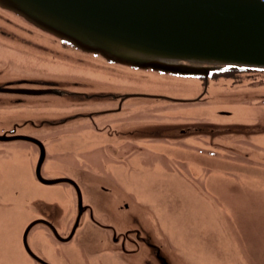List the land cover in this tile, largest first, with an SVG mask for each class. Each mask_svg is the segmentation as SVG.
Returning a JSON list of instances; mask_svg holds the SVG:
<instances>
[{"label": "rangeland", "instance_id": "obj_1", "mask_svg": "<svg viewBox=\"0 0 264 264\" xmlns=\"http://www.w3.org/2000/svg\"><path fill=\"white\" fill-rule=\"evenodd\" d=\"M6 27L7 30L20 33L26 29L21 23L13 27L12 22L7 23ZM1 35L0 67L8 66L12 74L31 75L35 72L39 74L38 71L44 74L43 71L48 70L47 74H51L48 77L55 76L53 78L63 79L68 83L71 80H79L74 78L84 80L85 76L76 77V74L78 70H85L93 73L94 82L185 98L196 97L203 91L204 86H207L203 102H149L135 99L133 104L141 106L142 113L127 115L126 121H143L144 124H151V120L190 122L192 119H200L222 123L232 121L231 124L247 125L240 128V132L221 134L213 139L204 135L189 136L167 142V148L156 142L146 144L151 150V156H134L132 160L125 159L120 153L106 156L110 148L103 147L105 145L100 143L101 141L94 145L91 143L82 146V143L86 142V135L80 138L75 134L76 138L69 140L67 148L78 161H81L77 158L81 156L79 154L85 155L88 149L95 148L86 164L101 169L97 175L101 184H112L120 188L119 190L112 187V198L137 199H128L129 204H125L129 205L126 210L129 220L136 214L143 225L150 228L155 238L165 246L176 264H264V76L258 77L234 70L233 75L217 76L205 84L204 80L197 78L160 76L156 72H150L147 75L152 78L145 82L138 77L125 78L128 76L120 74H114V80L109 82L104 70H90L91 68L79 62L80 59L75 61L72 52L67 53L61 47L58 48L55 40L49 39L46 34L33 31L32 34L29 33L26 41L33 46L10 39L2 40L1 37L5 36ZM43 42H52V50L47 53L39 50L38 46ZM49 69L53 70V73ZM81 74L85 75L83 71ZM130 79L139 82L133 84ZM59 85L63 86L64 83ZM11 98L12 96H0V103H8ZM38 104L40 103H36ZM36 105H21L13 109L12 104L0 106V133L3 131L2 126L7 125L13 118L12 115L60 114L74 109L71 106L66 108L63 104L57 109H39L43 106L37 108ZM124 112L109 116L119 117ZM223 112H230L231 116L222 114ZM233 118L238 119L233 121ZM189 122L184 124H190ZM190 138H203L204 142H211L212 148H208L210 145L196 146L197 150L201 147L208 148L210 155L188 153L186 144L196 145L193 141H186ZM115 141L117 140L109 142L118 146ZM54 147L57 148L56 145ZM59 147H63L62 144H59ZM32 148V145L25 141L0 142V264L31 263L21 245L26 214L9 210V202L22 201L26 195L33 201L36 197L51 200L54 195L67 191L68 197L62 200L67 203L68 214H74L73 193L66 184L46 187L36 182L37 154L35 150L31 151ZM49 151L54 152L51 147ZM156 156L164 160H156ZM193 157L196 161L192 160ZM69 159L72 163V157ZM194 162L197 163L196 167L193 166ZM150 169L158 170L157 177H153ZM52 170L47 171L45 176L55 178L63 175ZM69 171L70 175L82 184H86L87 180H90V184L94 183L90 177L85 179L80 171L70 168ZM18 190L19 196L15 195ZM42 229L43 227H37L34 232L41 233ZM64 231L68 233L66 227ZM108 233L86 219L72 243L66 246L57 244L59 255L56 254L57 250L48 249L43 244L39 247V252L43 255L58 256L57 259H52L55 264H145L143 255H126L120 251ZM35 239L37 235L31 241L38 248L40 243H35ZM47 240L45 244L50 242Z\"/></svg>", "mask_w": 264, "mask_h": 264}, {"label": "water", "instance_id": "obj_2", "mask_svg": "<svg viewBox=\"0 0 264 264\" xmlns=\"http://www.w3.org/2000/svg\"><path fill=\"white\" fill-rule=\"evenodd\" d=\"M11 22L13 27L18 23L24 24L25 31L20 33L7 30L6 24ZM32 31L46 34L49 39H54L58 48L61 47L67 53L72 52L73 59L75 61L80 59L79 62L91 68L90 70H104L109 82L114 80L112 77L114 74L128 76L125 78L138 77L145 82L152 78L147 75L150 72H156L160 76L182 75L193 78L198 75L208 77L210 71L226 68L264 70V0H0V35L2 33L1 36H5L1 37L2 40L10 39L26 46H33L26 41L27 35L32 34ZM51 43H40L38 48L47 53L53 48L50 47ZM37 68L42 69L40 66ZM82 71L85 75L81 74ZM38 72L39 74L35 72L31 75L12 74L8 66L0 67V96H12L8 103H0V106L12 104L14 106L11 109H13L21 105L34 107L36 103H40L36 105L37 108L43 106L39 109H57L61 107V104L66 108L71 106L74 109L60 112V114L12 115L13 118L8 121L7 125L2 126L0 142L16 140L29 142L33 147V150H30L33 152L35 150L37 154V158L35 157L36 182L46 187L66 184L73 193L75 209H72L73 216H70L66 210L67 203L62 198L68 197L67 191L54 195L51 200L36 197L33 201L26 195L22 201L8 203L9 210L26 214L21 245L28 259L31 260L30 264H52V259H57L58 256L43 255L39 252V247L43 244L48 249L54 248L55 251L57 250L56 254L59 255L60 249L56 248L57 244L66 246L72 243L86 219L96 227L109 232L112 242L118 245L124 254L143 255L142 258L146 260L145 264H176L173 256L155 238L151 229L143 225L142 220L136 214L132 220H129V214L126 212L129 205L125 206V204H129L128 199L136 201V198L134 200L133 197H128L122 200V197L119 199L110 197L109 211L114 221L112 224L109 222L102 224L94 218L92 208L84 204L81 188V186L84 188V185L88 188L96 185L97 188L101 184L100 179L97 177H92V179L88 173L89 169H95L98 175L101 170L99 167L86 164L90 160V155L87 153L93 150L86 149L84 154L88 157H85V161L79 164L67 148L69 140L76 138L74 133H68L66 138H62L56 144L48 145L47 151L45 143L30 134L25 127L26 125L45 126L46 128L61 125L68 127L80 121L94 120L95 116L102 114L106 116L117 114L122 109L125 113L119 116L121 119L117 116H109V119L115 122L126 121L124 115L142 113V107L133 104L135 99L149 102L157 100H168L175 103L203 102L208 90L207 86L196 97L185 98L159 92H139L131 88H121L117 84L112 86L113 84L94 82L93 73L85 70H78L76 74V77L85 76L84 80L73 77L79 80L68 81L69 85L63 79L53 78L55 76L48 77L51 76L47 74L48 70L43 71L44 74L42 71ZM51 72L53 73V70ZM130 82L137 84L136 82L139 81L130 79ZM59 83H64V85L61 86ZM57 101L59 103H56ZM91 107L110 109L97 112L78 110L80 108L89 110ZM222 114L231 116L230 112ZM236 119L238 118H233V121ZM151 121V124L148 122L144 124L143 121L134 122L135 125L130 127L128 132L137 134L140 127H146L147 124L151 134H148L146 139L159 138L161 141L156 143L164 145L165 148L168 147L167 142L170 141L199 135L210 136L213 139L221 134L240 132V128L247 126L246 124L240 126L235 123L231 124L232 121L222 123L200 119L186 121L190 124L171 120ZM163 130L164 133H162ZM85 135L81 133L79 137ZM189 140L198 143L199 146L210 145L208 148H212L211 142H204L203 138H190L186 141ZM151 143L154 141L148 144ZM59 144L63 147H59ZM82 144V146L91 145L87 140ZM133 145L144 148L139 144ZM198 145L186 144L187 152L202 155L195 151ZM125 146L130 148L132 142H128ZM49 147L54 150L53 153H50ZM140 148L133 151L134 154L139 155L130 156L128 159L132 160L134 156H151V150L142 153ZM119 150L114 151L112 155L121 153ZM54 154L58 156L67 154L69 158L72 157L73 162H69V159L65 165H60L58 164L62 162L60 160L52 165L51 159ZM193 159L196 160L194 157ZM156 160H164V158L157 157ZM69 168L82 172L85 179L90 177L94 183L90 184V180H87L86 184H82L76 177L70 175ZM49 170L63 175L55 178L46 177L45 173ZM150 172L153 177H157L159 173L158 170L152 171L151 169ZM97 180L99 184L95 183ZM151 183H153L152 180ZM108 185L120 190L117 186ZM19 192L18 190L15 195L19 196ZM98 194L104 195L103 192ZM37 206H56L60 210L63 220L59 229L47 218L33 220ZM88 209L90 219L86 217L83 220ZM122 213L124 223L117 224V215ZM58 220L60 221V216ZM64 225L68 233H65ZM37 227H43L41 233L34 232ZM133 232L135 236H130ZM39 233L42 237L38 239L37 236L35 239V243H40L37 248L31 240ZM127 237L133 238V242L126 241ZM45 240L49 243L45 244Z\"/></svg>", "mask_w": 264, "mask_h": 264}, {"label": "flooded vegetation", "instance_id": "obj_3", "mask_svg": "<svg viewBox=\"0 0 264 264\" xmlns=\"http://www.w3.org/2000/svg\"><path fill=\"white\" fill-rule=\"evenodd\" d=\"M232 72L233 71L212 72L210 74L209 78H215L217 76H223L226 74H228L227 76L233 75ZM241 72L248 73V74L251 73L252 75H255V76L258 75V77L264 76V71L244 70ZM234 73H238V72H234ZM200 78L202 80H204L205 84L208 82V79H205L202 76ZM105 109H110V108H107V107H100V108L91 107L89 110L85 109V108H80L78 110L97 112V111H101V110H105ZM123 110L124 109H122L120 112H122ZM78 112H81V111H78ZM125 116H127V115H125ZM73 124L71 126H68V127L66 125H61V126L51 127V128H46L45 126L40 127L37 125H34V127H32L31 125H26L25 128L27 130H29L30 134L35 135L36 137L40 138L45 143V145L47 147V151H48V145L56 144L62 138H66L65 136H68V135H66L68 133H74L77 135H80L81 133H85L87 136L84 138L89 143H92L93 145L97 144V141H101L100 143H102L104 145H106V143L108 144V145H106V148L107 149L110 148V150L106 154V156H109L110 154L112 155V153H114V151H118L119 147H120V150L125 151V152H121L120 155L125 157L126 159L130 158V156L138 154V153L133 154L134 150H132V149H138L139 150L140 146L137 147L133 144H139L141 146H144L146 149H149L146 146V144H148L151 141H154V142H160L161 141V139H159V138H152L151 140L146 139V137H148V134H151L149 128L147 129L146 127L143 126V127H140V131L137 134H136V132L129 133L128 132L129 128L135 124L129 123L127 121L115 122V121H112L111 119H109V116H106L103 114L99 115V116H95L94 120H85V121L77 122V124H75V125H73ZM75 128H77L76 131H75ZM151 129H155V128L151 127ZM125 130H127L126 135H124ZM158 133H160V131H158ZM162 133H164V130ZM60 135H62V136H60ZM114 139L117 140L115 142L119 144L118 146L114 145L113 142H109V141L114 140ZM133 139H135V140H133ZM128 142H132V146L130 148L125 146V145H128ZM94 149L95 148H92L91 150H94ZM87 154L93 155V151H91ZM79 155H81V156H78V159L81 160V161H79V164H81L82 162L85 161V159L88 157V155L87 156H85L83 154H79ZM57 156H58L57 154H54L52 156V159H51L52 165H54L55 162L56 163L59 162L60 160L62 162H59L58 164L65 165L67 163V160H69V157L67 156V154L60 155L58 157ZM65 156H67V157L65 158ZM81 166H83V165H81ZM96 172L97 171L95 169H89L88 170V173H89L91 178L97 177ZM98 182H99L98 180L95 181V183L99 184ZM81 188H82V192H83L84 204L86 206H88L89 208H92V210L94 211L93 215L95 214L94 218L102 224L103 223L105 224L107 222L112 224V222H114L113 216L109 211V206L111 204L110 197H112V187L108 184H100L97 188H96V185H94L92 188H88V186L84 185V188L82 186H81ZM102 192L104 193V195L98 194V193H102ZM28 208L31 209V207H28ZM119 208L122 209L121 206H119ZM49 209H52L53 211H51ZM35 210H36V212L34 213L35 217L33 218V220L37 219V218H47V220L54 223L56 225V227H58L57 229H59V226L62 223L63 217L60 215V212H59L60 210L56 206L55 207L37 206V207H35ZM59 216H60V221L58 220ZM86 217L90 219L89 209L85 212V214L83 216V220ZM117 218H118L117 224L124 223L123 213L120 214V216H117ZM115 219H116V217H115ZM130 234H131L130 236H133V235L135 236V232L130 233ZM37 236H38V239H41V237H42V235L40 233L37 234ZM127 240H130L131 242H133V238H131V237H127L126 241Z\"/></svg>", "mask_w": 264, "mask_h": 264}, {"label": "crops", "instance_id": "obj_4", "mask_svg": "<svg viewBox=\"0 0 264 264\" xmlns=\"http://www.w3.org/2000/svg\"><path fill=\"white\" fill-rule=\"evenodd\" d=\"M31 159H33V158H31ZM190 160H191V159H190ZM192 160L194 161V159H192ZM195 161H196V160H195ZM198 164H200V163H198ZM200 165H201V164H200ZM193 166H195V167H196V166H197V163H196V162H194V163H193Z\"/></svg>", "mask_w": 264, "mask_h": 264}]
</instances>
